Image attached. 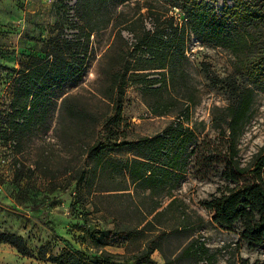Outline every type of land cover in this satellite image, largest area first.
Wrapping results in <instances>:
<instances>
[{"label":"rangeland","instance_id":"obj_1","mask_svg":"<svg viewBox=\"0 0 264 264\" xmlns=\"http://www.w3.org/2000/svg\"><path fill=\"white\" fill-rule=\"evenodd\" d=\"M224 2L232 5L233 0H206L218 15ZM75 3L76 0H0V231L21 235L34 253L41 244L56 253L66 244L64 240L82 248L79 226L86 218L93 217V222H99L103 231L113 226L105 209L95 212L90 207H81L80 203L73 205L77 199L102 196L104 200L122 204L108 210L119 215L121 223L135 221L141 215V211L127 208L129 204L145 200L143 208L148 207L143 191L134 194L123 164L138 154L139 147L134 142L161 133L176 118L172 112L155 115L150 106L166 100L165 106L175 104L177 110H185L188 104L191 124L202 131L199 137L204 134L214 137L217 134L211 126L212 109L225 106L230 95L226 81L218 80L229 77L242 86L249 83L244 75L235 72V58L227 48L201 43L190 32L184 45L185 71L174 89L150 91L141 81L133 83L136 78L130 77L132 71L123 79V66L145 64L146 55L138 51L134 55L129 53L135 42L133 36H144L139 31L140 24L149 32L148 36H154L151 34L154 30L157 36L160 32L167 34L168 29L162 31L166 24L162 20L174 16L179 23L182 14L168 1L124 2L110 11V22L85 39L86 30L82 28ZM257 7L264 15V0H258ZM158 12L166 14L159 21ZM108 15L103 10L99 19L104 20ZM124 16L140 18L134 30L118 24ZM260 27L264 31V24ZM59 59L79 66V72L47 91L45 121L20 130L15 137L9 128V114L17 93L15 78L34 60ZM152 71L142 70L147 75L137 80L158 77ZM113 79H117L116 84H112ZM117 85L121 86V93L118 90L117 94L122 111L119 121L111 123L108 117L113 114V102L108 96L110 88L115 96ZM72 106L84 110L85 118L71 117ZM100 135L102 139L128 143L105 148L98 160L89 147ZM263 154L264 91H257L252 116L237 141L236 158L241 166L252 167ZM206 168L205 178L189 172L182 180L177 193L186 204V215L180 218L189 225L178 235L164 238L162 246L166 254L173 258L177 248L194 239L208 247L216 264H240V259L264 264V244L242 242L239 223L231 229L221 228L212 223L211 213L200 205L217 187L235 185L222 178V165L207 164ZM80 169H84L81 179L77 176ZM162 201L165 205V199ZM161 220L173 219L168 213ZM141 242L135 236L119 247L107 249L123 253L136 249ZM157 255L163 260L159 251ZM205 258L198 264H207ZM0 264L51 263L21 255L9 244L0 243Z\"/></svg>","mask_w":264,"mask_h":264},{"label":"trees","instance_id":"obj_2","mask_svg":"<svg viewBox=\"0 0 264 264\" xmlns=\"http://www.w3.org/2000/svg\"><path fill=\"white\" fill-rule=\"evenodd\" d=\"M128 1L132 0H76L75 10L83 22L82 28L86 30L83 32L85 39L89 38L91 32L111 21V10ZM162 1H168L171 7L178 9L182 21L176 23L174 16L163 19L162 22L166 24L162 26V31L168 29L169 33L160 32L158 36L156 30L151 33L154 36H148L149 32L140 24L139 31L144 36H133L135 42L129 53L134 55L138 51L146 55L145 64L132 68L127 64L123 66L121 76L124 79L132 71L130 77L136 78L133 83L141 81L150 91L162 88L171 91L185 71L184 45L188 32L201 43L227 48L235 58V72L244 75L249 83L242 86L229 77L218 80L226 81L230 95L225 106H215L211 112V126L217 135L210 137L204 134L200 138L202 131L191 124L188 104L185 110H177V105L165 106L166 100H160L155 106H150L152 113L163 115L172 112L176 115L175 120L169 122L161 133L134 142L139 147L138 154L123 164V170L133 184L134 194L137 196V190H140L147 197L146 209L143 208L145 200L126 206L132 211H141L137 220L121 223L119 215L108 210L122 204H114L102 196L80 198L73 205L80 203L81 207H90L95 212L105 209L113 224L103 231L99 222H93V217L86 218L79 226L82 248H76L64 240L66 244L56 253L45 244H41L34 253L21 235L4 231H0V243L9 244L21 255L36 257L51 264H154L151 254L155 250L162 255V264H198L204 256L207 264H216L212 254L208 253V247L197 240H190L177 248L178 252L173 258L166 254L162 243L164 238L178 235L189 225V222L180 218L186 215V204L177 193L184 176L192 172L195 176L205 178L208 170L206 165L217 163L223 167L222 178L235 185L217 187L200 201V205L211 213L212 223L221 228L231 229L239 223L242 242L249 245L264 244V154L252 167L241 166L236 158L237 141L252 116L256 93L264 91V31L260 27V24H264V15L261 8L257 7L258 0H233L232 5L224 2L219 15L209 8L206 0ZM103 10L109 15L100 20L99 15ZM156 15L159 21L166 14L158 12ZM139 19L124 16L117 23L134 30ZM142 70H154L150 73L158 77L137 80L147 75L142 74ZM78 72L79 66L74 67L65 59L54 62L34 60L27 69L20 70L15 78L17 93L9 114L12 135L16 137L20 130L43 123L47 91ZM112 81V84L117 83V79ZM110 89L108 97L113 102V114L108 120L117 123L122 111V101L117 94L118 90L121 93V86L117 85L115 96L112 94L113 88ZM70 114L73 118L84 119L86 112L72 106ZM127 143L102 139L100 135L89 149L100 160L105 148ZM83 173L84 169H80L77 175L79 179ZM244 177H247L246 181ZM130 196L133 198V195ZM162 199H165V205ZM168 213L173 220L162 221ZM135 236H139L142 242L132 251L120 253L107 249L110 246L119 247ZM239 263L256 264L245 259H240Z\"/></svg>","mask_w":264,"mask_h":264},{"label":"crops","instance_id":"obj_3","mask_svg":"<svg viewBox=\"0 0 264 264\" xmlns=\"http://www.w3.org/2000/svg\"><path fill=\"white\" fill-rule=\"evenodd\" d=\"M157 251L158 250H155L152 254H151V259L152 261L154 262V264H162L163 263V260H161L159 258V256L157 255Z\"/></svg>","mask_w":264,"mask_h":264}]
</instances>
